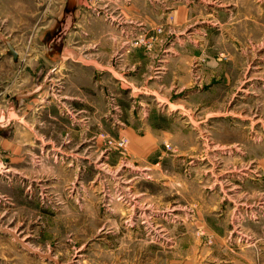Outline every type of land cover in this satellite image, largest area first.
I'll list each match as a JSON object with an SVG mask.
<instances>
[{"label":"rangeland","instance_id":"374dc122","mask_svg":"<svg viewBox=\"0 0 264 264\" xmlns=\"http://www.w3.org/2000/svg\"><path fill=\"white\" fill-rule=\"evenodd\" d=\"M62 1L0 0V264H264V0H77L56 74Z\"/></svg>","mask_w":264,"mask_h":264},{"label":"crops","instance_id":"0c3cea01","mask_svg":"<svg viewBox=\"0 0 264 264\" xmlns=\"http://www.w3.org/2000/svg\"><path fill=\"white\" fill-rule=\"evenodd\" d=\"M65 2V4H64ZM64 4V5H63ZM63 6V8H62ZM61 14V17L59 18V16L55 17L59 18L53 25H51L48 28H45L46 30H44L43 32V37H42V41L44 43L43 46V52L41 53V57L46 61L47 65L51 64L52 66H59L56 67V74H60V72H63L64 69V62L67 61L68 59L73 60L74 58L77 59H81V54L78 52L77 49H75V46H68V40H70V38H75V34L74 33H63L64 29L62 30V26L65 25L66 27L68 25H72L75 26V20L78 18L79 16V10L77 7V0H63L61 2V5L59 7ZM123 15L127 18L128 15L127 13H125L124 11H122ZM123 16V17H124ZM52 20V19H50ZM50 20L48 21V23H50ZM79 26V23L77 24ZM102 27V28H101ZM101 27L95 26V25H90V27H88V39H90L91 42H100V46H99V50H102L104 53L108 52L110 49L113 48V45L118 44L117 39L120 37V35H115L112 31V29L110 28L109 25H105L102 24ZM101 31L103 33H101ZM63 33V34H62ZM63 39V42H62ZM91 42H87V44H91ZM14 48V46H12ZM10 50V49H9ZM15 53L11 52V57L12 60L14 62V64L18 63L19 59H20V53L14 48ZM36 56V55H35ZM127 56V55H126ZM78 62H82L80 60H76ZM114 72V71H113ZM115 74V73H114ZM43 85H45L44 83L41 84L39 83V85H35L36 88H32L30 90H26L25 93L26 95L29 94V96H31L33 93L32 92H38L39 88H41ZM31 92V93H30ZM22 93V94H23ZM44 93V92H43ZM42 93V94H43ZM21 94V93H20ZM40 94H37V96H39ZM74 98V97H71ZM33 100V98L26 100L25 102H22V104L20 103V107L21 109H23V112H27L26 111V107L28 106V103L31 102ZM37 101H39V104L36 106V108H38V106H44L45 102H48L46 100L42 101L40 103V101L42 99H36ZM63 101L64 100H58L57 102L60 103L61 106H63ZM35 103V102H34ZM28 108H32L31 105L28 106ZM34 108V110L36 109ZM30 109V113L29 114H33V111ZM41 112H39L40 114ZM38 116V115H36ZM27 127V126H26Z\"/></svg>","mask_w":264,"mask_h":264},{"label":"water","instance_id":"95a60500","mask_svg":"<svg viewBox=\"0 0 264 264\" xmlns=\"http://www.w3.org/2000/svg\"><path fill=\"white\" fill-rule=\"evenodd\" d=\"M9 48H10L11 52L15 53V50L12 46H9Z\"/></svg>","mask_w":264,"mask_h":264}]
</instances>
